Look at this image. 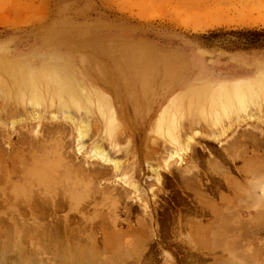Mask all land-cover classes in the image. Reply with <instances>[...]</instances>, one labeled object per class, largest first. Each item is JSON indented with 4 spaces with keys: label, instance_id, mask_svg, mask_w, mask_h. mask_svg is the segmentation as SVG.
I'll use <instances>...</instances> for the list:
<instances>
[{
    "label": "rangeland",
    "instance_id": "374dc122",
    "mask_svg": "<svg viewBox=\"0 0 264 264\" xmlns=\"http://www.w3.org/2000/svg\"><path fill=\"white\" fill-rule=\"evenodd\" d=\"M249 28H264V0H0V251L32 247L17 230L58 227L93 231L101 258L129 264L140 251L146 263L227 264L228 246L239 264H264V224L247 231L237 198L253 182L263 198L264 172L242 177L214 151L264 134V43L202 37ZM213 166L240 186L209 190ZM199 195L216 215L183 212L181 198Z\"/></svg>",
    "mask_w": 264,
    "mask_h": 264
},
{
    "label": "bare ground",
    "instance_id": "6f19581e",
    "mask_svg": "<svg viewBox=\"0 0 264 264\" xmlns=\"http://www.w3.org/2000/svg\"><path fill=\"white\" fill-rule=\"evenodd\" d=\"M12 77V76H11ZM223 79H225L224 81H228V79L232 80L234 79L235 77V74H230V75H224V76H221ZM13 79V78H12ZM236 81V80H235ZM36 83V82H35ZM29 85V84H28ZM33 86V85H32ZM240 87V86H239ZM241 87H248L247 85H242ZM240 87V88H241ZM34 88V86H33ZM70 89V88H69ZM243 90V89H242ZM246 91V90H245ZM86 94V93H85ZM240 95V98L242 99L244 97V94H239ZM242 101L241 103L243 104L245 102V100H240ZM65 102V101H64ZM232 102V101H231ZM33 103H37V102H34ZM63 104V103H61ZM60 104V105H61ZM259 104V103H258ZM260 109H262L264 107V104H260L258 106ZM59 108V107H58ZM61 108V107H60ZM258 108V109H259ZM251 118V117H249ZM176 125V124H175ZM192 126V123L191 125L188 127L191 128ZM88 130V129H87ZM194 132V131H193ZM244 132V131H243ZM253 132V131H252ZM184 133V132H183ZM249 133V132H248ZM251 133V132H250ZM256 133V131H255ZM255 133H251V134H248L247 133H244L245 135H241V136H237L235 137L234 139L231 140V142H228V145L227 147H217L216 149H214L215 151V154L221 158V161H223V163H226V164H229V169H235V170H238L239 172V175L242 176V177H245L247 178L249 175H252V173L254 174V172H264V134H262V137L260 134H255ZM263 133V132H262ZM224 134V133H223ZM222 134V135H223ZM241 134V133H239ZM196 135V134H195ZM210 135V134H208ZM193 136V135H192ZM210 137V136H208ZM175 138V137H174ZM214 139H216V136L213 137ZM210 143H212L213 140H210V139H207ZM230 141V140H229ZM191 144V143H190ZM189 143L188 145L191 146ZM251 146V147H249ZM192 147L194 148V146H191L190 150L192 151L191 154H194V150L192 149ZM251 151L255 152V151H263L262 154H253L252 156H249L248 155V151L250 150L249 148H252ZM249 149V150H248ZM250 152V151H249ZM100 154V153H99ZM97 153H94L92 154V157H96ZM101 156V155H100ZM103 156V154H102ZM180 156V154H179ZM98 157V156H97ZM239 159H242L243 162H244V166L242 167H238L236 168V162L239 160ZM217 161V160H215ZM215 161H214V164H215ZM212 164V163H211ZM218 166H220L221 163H219L217 161L216 163ZM224 165V164H223ZM222 165V166H223ZM14 167V166H13ZM217 166H213L212 168H209L211 169L210 172H211V178L210 180H208V186L207 188L211 191H216L218 189H220L219 187H223L224 185L225 186H228V188L230 187V189H236L237 187H239L240 185H238L235 181L231 180L229 175H228V172L225 170L224 168V171H221L223 170L222 168L218 167V169L216 168ZM1 168V167H0ZM2 168H3V165H2ZM198 171V169H197ZM196 171V172H197ZM264 175V173H261ZM86 175V174H85ZM195 175V174H193ZM258 175V174H257ZM189 178V177H187ZM185 178V179H187ZM192 178V177H191ZM190 178V179H191ZM198 179V175H195V180L197 181ZM194 180V179H193ZM264 180V179H263ZM200 185H201V182L200 180H198ZM258 181H261L262 180H258ZM257 181V182H258ZM194 182V181H193ZM250 184V183H249ZM252 184H250L251 186ZM260 185L258 184L257 186L255 185V183L253 182V186L252 187H248L247 189L246 188H239L237 190H240L241 191H237V198L240 200V209H239V212L241 214H243V210L246 211L247 214H250L251 215V218L250 221L253 222L252 225H249L244 223V221H242L244 224H245V229L247 231L250 232V230H253V228L255 226H259V225H263L264 224V197L261 198L260 195L262 196V193L260 194V190H258L257 188H259ZM262 187V185H261ZM260 191V192H257V190ZM260 189V188H259ZM264 190V188H262ZM261 189V190H262ZM199 190V189H198ZM253 190V191H252ZM254 191H256L257 193H259V197L258 198V195H255L254 194ZM233 193V192H232ZM254 193V194H253ZM236 194V193H234ZM264 195V193H263ZM232 197V196H231ZM247 197H250L251 200H249ZM42 198V197H41ZM40 198V199H41ZM198 200H197V203H190L188 202V204L184 201L185 199L183 200V198L179 199L178 201L180 202L181 200V203L182 205L184 206L183 208V212L186 213L188 211L190 212H193V213H198V211H203V210H207V211H210L211 213L213 212V215H216L217 212H218V207L217 205H215L214 203L210 202V200H207L205 202L206 199H203V196H200L197 197ZM205 198H207V196H205ZM65 199V198H64ZM194 199V198H193ZM44 200V199H43ZM212 200V199H211ZM223 200V199H222ZM225 200V199H224ZM47 201V200H46ZM50 201V200H49ZM48 201V202H49ZM37 203V202H36ZM47 203V202H46ZM52 203V202H51ZM263 203V204H262ZM39 204V203H38ZM46 205V204H45ZM36 206V204H35ZM43 206V205H42ZM51 206V204H50ZM227 207V206H226ZM262 207V208H260ZM9 208V207H8ZM48 208V207H47ZM46 209V208H45ZM51 210V209H50ZM182 210V209H181ZM234 210L236 211V209L233 208V212H232V209L231 210H227L228 212L231 211V215L234 214ZM56 211V210H55ZM221 211V210H220ZM227 211H224L223 213H226ZM47 212V211H46ZM49 212V211H48ZM183 212H182V215H183ZM227 212V213H228ZM53 213V212H52ZM203 213V212H202ZM226 213V216L228 215ZM54 214V213H53ZM56 214V213H55ZM230 214V213H229ZM237 214L238 213V210H237ZM49 214H47L48 216ZM52 215V214H51ZM73 215V214H72ZM186 215V214H184ZM212 215V214H211ZM222 214H219V217H221ZM236 215V213H235ZM234 215V216H235ZM224 215V219H228L229 215L226 217ZM233 216V218H234ZM53 217V216H52ZM226 217V218H225ZM232 216H230L231 218ZM241 217V215H240ZM42 218V217H41ZM231 218V219H233ZM52 219H55V218H52ZM59 219V218H58ZM187 218H185V221ZM242 219V218H241ZM245 219V217H243V220ZM57 220V219H56ZM189 220V219H188ZM217 222H219V225L223 223H220V221H218V219H216ZM236 220V219H235ZM49 221V220H48ZM199 221V220H198ZM240 221V220H239ZM238 223H242L241 221ZM246 221H249V220H245ZM58 222V221H57ZM56 222V223H57ZM104 222V221H103ZM189 222V221H188ZM228 222V221H227ZM231 222V221H229ZM237 222V221H235ZM55 223V222H53ZM178 223L180 225H184L186 224L187 222H183V221H178ZM226 221L223 223V225H225ZM140 224V223H139ZM190 225V223H188ZM230 224V223H229ZM243 224V226H244ZM54 225V224H53ZM57 225V224H56ZM100 225V224H99ZM102 225V224H101ZM144 225V224H143ZM199 225V224H198ZM226 225H228V223H226ZM236 226L239 227V225L235 224ZM235 225H231V227L233 226L235 229V232L243 227H240L237 229V227H235ZM242 225V224H241ZM240 225V226H241ZM248 225L250 226V228H248ZM197 226V223L196 225ZM221 226V225H220ZM219 226V227H220ZM49 227V226H48ZM53 227V226H52ZM61 227V226H60ZM141 227V225H140ZM211 227V226H210ZM217 227H218V224H217ZM217 227H213L214 229H216ZM227 228V230L229 231L230 230V227L228 229L227 226H224V228ZM248 229H247V228ZM65 228V227H64ZM212 228V227H211ZM213 228L211 230H213ZM221 228V227H220ZM140 229V228H138ZM262 229V227H261ZM10 230V229H9ZM12 230V229H11ZM223 230V229H222ZM220 231V233L223 232V234L226 233V229H224L225 231ZM19 231V232H17ZM16 232H13L15 233V236H17V238H20L22 237V239L25 237H28L30 238L28 241L31 243H33L32 247L31 248H25L23 246H20L17 245L16 241V245L15 246L14 244H8V243H5L6 245H3L1 246V251H0V264H129L128 262L125 261V259H121L119 260V258L115 259V260H112V258H101L99 253H100V250H99V247L97 245V238H95V234L93 231H90L89 234H86V231H83V230H74V229H65L63 231H60V229L58 227H54V228H34V229H27V233L28 234H24V230H17ZM134 233H139L140 230H138V232H135V230H133ZM145 231V229H144ZM179 231V230H178ZM177 231V232H178ZM216 230L213 231V233L215 232ZM245 231V230H244ZM254 231V230H253ZM252 231V232H253ZM257 231V230H256ZM260 231V230H259ZM113 232V231H112ZM141 232V231H140ZM143 232V231H142ZM212 232V231H211ZM225 232V233H224ZM19 233H20V236H19ZM114 234H119L117 233V230L116 232H113ZM144 233V232H143ZM213 233H210V235H217V231L213 234ZM220 233L217 235L219 237ZM229 233V232H227ZM231 233V232H230ZM237 233V232H236ZM22 234V235H21ZM222 234V235H223ZM242 234V232H241ZM0 235H2V232H0ZM6 235V234H5ZM9 236L11 235V232L10 234H8ZM7 235V236H8ZM140 235V234H139ZM143 235V234H142ZM145 235V234H144ZM221 235V238L219 237V239H223L227 236H222ZM105 236V235H104ZM212 236V237H213ZM240 236V235H239ZM243 236V235H242ZM204 237V236H203ZM202 237V238H203ZM212 237H209L208 241H214V239H217L216 238H212ZM215 237V236H214ZM233 237V236H231ZM14 238V236H13ZM12 238V239H13ZM16 238V237H15ZM16 238V239H17ZM211 238V240H210ZM234 238V237H233ZM1 239V238H0ZM10 239V238H9ZM27 239V238H26ZM111 235H107L106 238L104 237L103 238V242L107 243L109 241H111ZM200 239V238H199ZM15 239H13L14 241ZM218 240V239H217ZM219 240V241H220ZM226 240V238H225ZM228 240V238H227ZM203 242H206L204 240H202ZM17 242H20L19 240H17ZM54 242V243H53ZM83 242H86L87 244L89 243V246L88 247H84L81 243ZM201 242V241H200ZM215 242V241H214ZM224 242V241H223ZM241 242V241H240ZM52 244V246H48V244ZM213 243V242H212ZM231 243V242H230ZM29 244V243H28ZM55 244V245H54ZM226 244V243H225ZM224 244V245H225ZM235 244V243H234ZM241 244V243H240ZM43 245H47L48 249H45L43 247ZM204 245V244H203ZM214 245V244H213ZM219 245V244H218ZM232 245V243H231ZM238 245V244H237ZM242 245V244H241ZM137 246H140V245H137ZM27 247V246H26ZM51 247V248H49ZM118 247V246H117ZM136 247V246H135ZM226 248V247H225ZM228 250L226 251V249H224V252L223 253V256L222 258H225L226 256L228 257L227 258V262H231V264H239V254H235L234 253V249H233V246L232 247H227ZM236 248V247H235ZM129 249V247H128ZM127 249V252L128 254L130 253V251L132 252V254H136L140 249H137L138 251H135L134 249H131V250H128ZM142 249V248H141ZM144 247H143V250L144 251ZM234 250V251H232ZM114 251V250H113ZM117 251V250H116ZM230 251V252H229ZM239 251V250H238ZM251 251V250H250ZM250 251H247V254L249 252V256L251 253L253 252H250ZM141 252V251H140ZM138 253L137 255V259L134 262V264H156L153 260L149 261L148 263L146 262H143L142 259H140L142 257V254L141 253ZM223 252V251H222ZM105 254V253H104ZM133 254V255H134ZM254 254V253H253ZM120 255V254H119ZM252 255V254H251ZM103 256V255H102ZM105 256V255H104ZM111 256V254H110ZM240 256L242 257L243 254ZM116 258V257H114ZM251 258V257H250ZM252 258H255V257H252ZM252 258L250 260H252ZM230 259V260H229ZM242 258H240L241 260ZM245 259V258H243ZM242 259V260H243ZM134 260V259H133ZM244 261V260H243ZM254 261V260H253ZM132 262V261H131ZM227 263V264H228ZM132 264V263H131ZM166 264H175V262L172 261V259H167L166 261Z\"/></svg>",
    "mask_w": 264,
    "mask_h": 264
},
{
    "label": "trees",
    "instance_id": "16d2710c",
    "mask_svg": "<svg viewBox=\"0 0 264 264\" xmlns=\"http://www.w3.org/2000/svg\"><path fill=\"white\" fill-rule=\"evenodd\" d=\"M227 34L235 35V39L224 37ZM213 36L224 37L229 43L235 42L234 45L236 46L260 45L264 43V28L231 29L229 31H211L208 34H202L205 39H212Z\"/></svg>",
    "mask_w": 264,
    "mask_h": 264
}]
</instances>
